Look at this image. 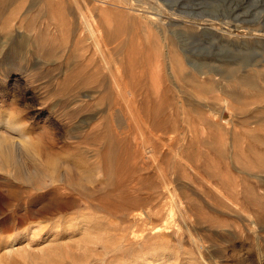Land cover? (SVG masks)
I'll return each mask as SVG.
<instances>
[{
  "label": "rangeland",
  "instance_id": "obj_1",
  "mask_svg": "<svg viewBox=\"0 0 264 264\" xmlns=\"http://www.w3.org/2000/svg\"><path fill=\"white\" fill-rule=\"evenodd\" d=\"M3 138L32 179L0 172L29 194L0 216V264L46 242L70 264L68 220L128 199L147 225L88 264H264V0H0ZM49 190L72 204L22 216Z\"/></svg>",
  "mask_w": 264,
  "mask_h": 264
},
{
  "label": "bare ground",
  "instance_id": "obj_2",
  "mask_svg": "<svg viewBox=\"0 0 264 264\" xmlns=\"http://www.w3.org/2000/svg\"><path fill=\"white\" fill-rule=\"evenodd\" d=\"M19 144L22 150H26V151L28 150L27 149L28 145L25 141H21ZM14 151H13L12 145L9 142H7L6 139L4 138L0 139V172L9 174V172L13 171L14 173L12 174V176L14 177V179H20L23 181L31 180L32 178L29 176L30 173L29 171H27V169H25L22 158L19 155L15 154ZM24 153L26 152L24 151ZM35 155H37L38 157L39 153L38 154L36 153ZM27 158H30V157H27ZM35 172L34 174L36 176ZM3 177L0 176V216H3L5 212L14 211L17 205L20 203L21 198L23 196H29L27 192L17 188L15 185L11 184L10 181H8L7 179ZM45 195H52L54 196V198H52L49 202L41 204V207L34 213L30 212L31 210L23 211L25 213L22 216L25 215L24 217L26 219L28 218V216H37L41 218L53 219L61 215V213L64 212L65 209H67L72 204V201L63 199L62 197L58 196L59 194H56V192L53 190L47 191ZM99 203H101L102 205L101 207L97 208V210H94V209L92 211L90 210L89 212H91V214H94L98 210H101L108 215L107 219H104V217L101 216L97 220H95L92 218L93 215H87L88 217H86L84 214H78L72 217L71 219H69L68 224L66 223L67 225H70V224L74 225L73 227H76V225H79L78 228L83 230V232H86L84 236H82V238L79 239V241L73 242L74 243L73 245L76 247V250L79 251L83 249L84 252H82V254H78L77 252H75V254L70 258V264H88L89 256L90 257L93 256L94 258L98 259V261H102L104 260V258L106 257L110 249H115L111 253L112 255L120 251L121 247L122 246L124 247L123 244L125 245L127 244V246L125 247L131 246L133 242L129 240H127L126 243L121 242V240H123L124 236L126 235V231L130 230L131 226H138L139 224H143L145 226L148 223L147 220L149 219L150 215L148 214V212H146L144 216L143 211H142L144 208L141 209L142 212L135 211L136 208H140V202L137 200H134L133 202L128 199V200H124L123 202L121 201L119 203H112L106 200L102 203V201L100 200L98 202V205H100ZM146 204L147 206H149V209H150L152 203L147 201ZM96 205H97L96 203H93V204L88 203L87 208L91 206L96 207ZM10 217H12V215ZM120 224L121 225L127 224V227L126 228L121 227ZM165 225H163V227ZM44 230H48V228L43 227L39 230L37 229V232H34V233L32 232L31 235L29 234L30 237L27 235L18 234L16 240H22L21 243H23L24 241L26 242L27 245L31 246L30 244L31 241L35 242L36 240L38 239L40 240V238L42 239V237H45L41 235L42 233L45 232ZM132 232L133 231H131L130 234ZM117 234L119 235L117 236ZM145 237H147V235L143 236V240L145 239ZM111 244H112V247H111ZM57 248H58L57 245L49 244V242H46V245L44 247L39 248V251L37 252L35 251L32 252L31 249L26 246H21L19 249L20 253L18 254L21 255L22 260L26 261L27 264H66L64 263L63 257L61 256ZM139 250H140V246L138 248V245H137L135 247V252L133 253V256L137 255L139 253ZM127 261L128 260L124 262H127ZM19 263L21 264L24 262H19ZM136 264H139V263H136Z\"/></svg>",
  "mask_w": 264,
  "mask_h": 264
}]
</instances>
